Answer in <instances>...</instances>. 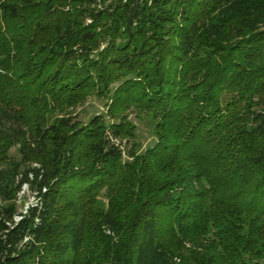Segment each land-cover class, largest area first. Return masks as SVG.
Masks as SVG:
<instances>
[{"label": "trees", "instance_id": "obj_1", "mask_svg": "<svg viewBox=\"0 0 264 264\" xmlns=\"http://www.w3.org/2000/svg\"><path fill=\"white\" fill-rule=\"evenodd\" d=\"M15 145L37 201L0 215V264H262L264 0H0V164Z\"/></svg>", "mask_w": 264, "mask_h": 264}, {"label": "rangeland", "instance_id": "obj_2", "mask_svg": "<svg viewBox=\"0 0 264 264\" xmlns=\"http://www.w3.org/2000/svg\"><path fill=\"white\" fill-rule=\"evenodd\" d=\"M104 103V100L88 95L81 105L76 104L75 112H79V120L85 122L95 112L105 111ZM59 116L57 110L49 111L46 115L49 123ZM127 117L136 126L134 140L137 143V150L143 152L146 147L155 142V129L153 127L155 120L151 114L145 113L137 116L133 108L127 111ZM121 141L123 159H130L127 153L129 145L126 140ZM16 147V145L12 146L8 150L6 160L0 164V215L4 212L9 213L14 221H18L26 213L28 207L37 201L38 188L33 182L32 168L40 167L36 162L24 160ZM102 204L103 201L100 199L97 206L103 207ZM262 264H264V259Z\"/></svg>", "mask_w": 264, "mask_h": 264}]
</instances>
